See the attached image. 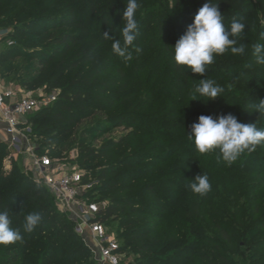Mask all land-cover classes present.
Masks as SVG:
<instances>
[{
  "label": "trees",
  "instance_id": "trees-1",
  "mask_svg": "<svg viewBox=\"0 0 264 264\" xmlns=\"http://www.w3.org/2000/svg\"><path fill=\"white\" fill-rule=\"evenodd\" d=\"M192 1L199 6H188L183 11L179 10L183 4L181 0H173L171 11L162 2L138 21L139 32L147 33L152 25L150 19L157 16V33L150 40L165 39L170 59L175 38L173 30L181 25L187 28L198 9L207 2ZM239 1L216 2L225 8L220 11L224 23L249 6H236ZM124 2H117L118 16L125 8ZM115 6L116 0H0V13L5 16L0 21V28H7L14 41L33 33L37 27L41 29L37 35L40 48L33 54L40 66L38 75L21 76L19 85L48 94L56 87L61 90L50 105L27 116L32 134L38 141L37 153H45L44 148L48 145L54 150L55 158L63 159V144L69 138H76L79 124L94 112L111 107V99H118V89L112 90L109 83L97 81L101 71L92 69L84 74L85 65L93 60L97 51L86 53L85 48L82 49L84 52L80 49L82 55L78 60L64 57L83 39L105 43L104 34L113 29L107 25L109 12ZM3 22L9 23L12 29L8 25L4 27ZM93 24L99 32L90 31ZM47 30L48 34L42 39ZM258 36L260 43L261 35ZM3 46L0 72L12 68L11 62L20 55L15 44ZM13 48L15 51L11 52ZM171 62L176 72L188 77L187 69L177 66L173 59ZM236 64L228 71L237 67L231 72V77L237 78ZM24 66L14 67L13 79L30 69ZM159 67L157 57L153 72ZM66 72L69 74L64 75ZM0 79L12 82L1 73ZM232 82H236V85L232 83L235 89L224 99V106L232 105V108L224 114L231 113L244 123L246 115L240 109L244 93L237 80ZM255 118L256 126L264 129V114ZM154 120L171 134L153 132L157 137L145 141L144 137L150 131L124 125L132 130L117 140L105 141L100 149L84 147L82 141L78 143L81 148L79 158L87 162L109 156L108 151L118 152V158L105 163L100 172L92 175L102 183L93 191L98 188L105 191L107 202L100 208L97 220L105 227L110 222H117L115 237L120 250L126 255L130 252L137 255L136 264H264V149L245 151L235 162L228 164L218 150L205 154L196 151L187 137L190 131L184 129L188 121L182 109L173 112L169 121ZM84 132L85 129L79 135ZM7 153L5 144L0 141V211L9 213L11 226L18 228L23 238L14 244L0 246V264H96L89 249L74 232L73 222L54 208V198L48 189L36 186L16 167L4 168L2 159ZM199 174H206L211 184V190L203 196L194 194L188 187L190 179ZM32 213L41 216V223L28 233L23 229V222ZM166 218L169 219L164 223ZM206 232L215 233V237H209ZM232 255L238 259H233Z\"/></svg>",
  "mask_w": 264,
  "mask_h": 264
},
{
  "label": "rangeland",
  "instance_id": "rangeland-1",
  "mask_svg": "<svg viewBox=\"0 0 264 264\" xmlns=\"http://www.w3.org/2000/svg\"><path fill=\"white\" fill-rule=\"evenodd\" d=\"M181 1L183 4L179 9L180 11L187 9L188 6L196 8L199 6L197 5V2H193L192 0ZM191 1L192 3H190ZM218 1L219 0H215V3ZM117 2L118 0H116L114 10L109 12L110 19L107 24L108 26H113V29L108 33L109 35H112L113 38H120L121 29L125 24L122 15L118 16L115 11L118 5ZM162 2H164L171 11L173 0H138L140 7L137 9V21H139L145 13L147 14L148 10L152 7H158V4L161 5ZM126 3L127 0L124 2L125 6ZM18 5L20 6L22 4ZM245 5H249L246 7V10H240L235 17L231 16L225 23V26L228 27L233 19H239L240 22L245 24L243 34L238 38V43H243L245 45L246 54L242 56L233 55L229 50L223 55L215 56L213 64L207 66V70L203 75L195 74L187 68H185L189 71L187 78L184 77V74L176 72V69L172 67V59H170L169 55L166 53V49H168V46L165 43L166 40H160L158 38L155 42L150 40L156 35L155 33H157L155 28L157 21L156 15L152 16L153 18L150 19V22L152 23L150 30L147 33L139 32V40L136 43L134 42V46L129 49L132 55V59L130 60H125L116 55L114 56L111 50L112 41L108 39H106L103 44L97 40H91V38L83 39L79 43L73 45L72 50L64 56L65 59L68 60H78L82 55L80 49L82 50L85 48L84 51L86 53L97 51L93 60L85 65L84 74L88 70H99L101 72H99L97 76V81H105L109 83V88L112 90L118 89V99H111L113 105L104 109V111L94 112L91 114L90 118L84 119L79 124L76 138H69V140L63 144L65 146L63 161L66 165L68 167H76L77 169L82 170L85 175H87V177H84L85 181L97 182L89 190L91 192H84V194L87 195V199L98 202L100 206L107 203L106 200H104L105 191L99 188L93 191L95 187H98L100 184L102 185V183L92 175H96L100 172L105 163L118 158V152L108 151L109 156L87 162L88 160L79 158L81 156V148L78 146L80 141L83 142L84 147L92 146L100 149L101 144L105 141L110 139L117 140L119 137L135 128H144L146 129V132L150 131V134L144 137L145 141L157 137L153 132H163L170 135L171 132H165L163 125H158L154 119H158L159 121H169L171 120L173 112L179 111V109L184 111L185 118H187L186 121H188L184 125V129L185 131H190V125L197 122L200 115H211L215 118L217 115H222L231 110L232 105L224 106V99L231 94V90L235 89L234 85H236V82L233 83L232 81L236 80L239 85H241L240 90L244 93L243 99L241 100L242 103L240 104L241 111L243 110L242 112L246 115L244 123H253L255 121V117L258 114L253 112L252 105L258 103L259 100L264 99V65L256 63L255 57L252 55V50L253 46L258 43V35L264 34V0H240L236 6L244 7ZM104 7L107 9V5ZM218 7L220 11L225 10V8L219 5ZM4 17L5 16H2L0 13V21L1 19H4ZM86 19L89 20L90 17H86ZM95 19L96 18H94V22ZM2 25L4 27L8 25V28L10 27L9 29H12V26H9V23L7 22H3ZM36 29L37 30L32 31L33 33L24 36L22 39H15V46L18 48L17 51H19L20 55L11 62V65L13 66L12 68L0 72L4 78L8 77L9 80H12V82L9 83L4 81L6 84L17 86L19 85V79L21 76L25 78L38 75L37 71L40 66L37 59L33 57V54H35L40 48L41 42L37 35L38 31H41V29L39 27ZM185 30L186 28L183 25L178 26V28L173 30V32H175L174 44L179 37L183 35ZM90 31L99 32L95 24L91 26ZM47 34L48 30L43 36H41V38L43 39ZM165 35H168L167 32ZM260 43H264L262 38ZM3 45L4 44L0 45V51L3 50ZM14 51L15 49L13 48L11 52ZM72 51L79 52L73 54ZM138 51L141 52L140 56H138ZM103 57L106 58L103 59ZM157 57L160 61V67L153 72V69L156 67ZM234 64L238 65V71L236 72L237 78L235 75L231 77V72L236 70L237 67L228 71V68ZM23 65L30 67V69L13 79L16 70L14 67H23ZM79 65L77 67H79ZM181 67L184 69L183 66ZM68 74L69 73L66 72L64 75ZM178 78L180 80H178ZM203 78L214 80L224 89L220 94L221 97L203 103L207 98L199 96L193 91L194 87L199 83V79ZM180 81H182V84ZM52 92H55L58 96L61 90L59 87H56L53 88ZM240 109L237 111H240ZM124 125L131 127L132 129H126L123 127ZM84 129L86 132L79 135ZM35 142L36 144L38 143L36 138ZM166 145H168V143H166ZM255 148L262 150L264 149V144L257 145ZM44 149L45 153L51 155L52 158H55L53 155L54 150H52L51 146L47 145ZM2 163L6 170L16 167L18 172L33 180V183L36 186H44L42 182L34 180L31 177V174L24 171L22 156L16 155L15 159L11 160L7 153L3 156ZM53 206L56 209L55 204H53ZM168 219L169 218H166L164 223H166ZM106 229L109 233L114 235L117 234V222H110ZM206 233L209 234V237H215L213 236L215 233ZM240 244L242 245V243ZM207 246L209 248L212 247L210 244ZM87 255L88 253H86V256ZM87 257L91 258L89 255ZM232 257L235 260L238 259L235 255H232ZM136 258L137 255L132 252L127 253L125 257L130 264H136Z\"/></svg>",
  "mask_w": 264,
  "mask_h": 264
},
{
  "label": "clouds",
  "instance_id": "clouds-1",
  "mask_svg": "<svg viewBox=\"0 0 264 264\" xmlns=\"http://www.w3.org/2000/svg\"><path fill=\"white\" fill-rule=\"evenodd\" d=\"M219 3L207 0L196 12L189 24L176 41L172 49V59L177 66L190 69L195 74L203 75L207 66L213 64L214 57L229 51L233 55H245L246 47L238 43L243 34L245 24L239 19H233L228 27L225 26L224 16L221 14ZM138 0H127L122 12L125 24L121 29L120 38H113L108 33L105 39L111 40V50L118 57L125 60L132 59L129 49L139 35V25L136 18ZM264 39V34L261 35ZM252 55L257 64L264 65V43L253 46ZM194 93L206 97V103L221 97L224 89L212 79H199L193 89ZM198 100V99H193ZM201 101V100H200ZM202 102V101H201ZM253 112L264 114V99L252 105ZM188 139L193 143L196 151L201 154L218 150L220 157L231 164L245 151H253L257 145L264 144V129L258 128L256 123L239 122L231 113L217 115H200L197 122L190 125ZM194 194L206 195L211 190V184L206 174H199L190 179L188 185ZM41 223L38 213L28 214L24 218L23 229L31 233ZM12 221L7 211H0V246H7L22 240L21 231L11 226Z\"/></svg>",
  "mask_w": 264,
  "mask_h": 264
},
{
  "label": "built area",
  "instance_id": "built-area-1",
  "mask_svg": "<svg viewBox=\"0 0 264 264\" xmlns=\"http://www.w3.org/2000/svg\"><path fill=\"white\" fill-rule=\"evenodd\" d=\"M0 43L15 44L7 28H0ZM56 98L55 92L30 91L0 79V141L5 144L9 158L22 156L24 171L42 182L52 194L56 209L73 222L74 232L89 249L96 264H130L115 235L97 220L102 206L84 194L97 182L85 181V173L68 167L63 159L36 152L37 144L27 116L50 105Z\"/></svg>",
  "mask_w": 264,
  "mask_h": 264
}]
</instances>
